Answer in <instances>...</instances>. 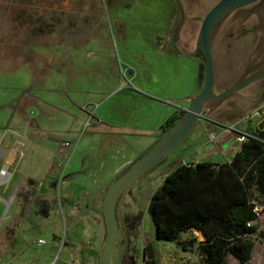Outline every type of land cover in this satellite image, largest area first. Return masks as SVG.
I'll use <instances>...</instances> for the list:
<instances>
[{
	"label": "rangeland",
	"instance_id": "1",
	"mask_svg": "<svg viewBox=\"0 0 264 264\" xmlns=\"http://www.w3.org/2000/svg\"><path fill=\"white\" fill-rule=\"evenodd\" d=\"M218 2L0 0V156L15 140L21 160L12 170L18 167L24 174L43 175L58 155L50 175L58 181L53 205L59 215L53 216L55 224L40 225L35 210L14 212L13 197L8 199L10 207L0 226L3 264H100L108 237L105 198L84 197L83 192L86 187L106 192L157 142L145 132L163 121L166 105L180 107L197 80L203 86L205 63L195 44L206 14ZM222 26L213 33L216 95L249 74L248 63H255L260 54L251 35ZM180 35L175 46L171 39L178 41ZM54 73L58 77L53 78ZM247 91L227 101L210 100L186 141L122 194L116 207L119 234L111 264H146L149 244L158 264L198 262L195 248L184 252L174 243L156 239L149 205L165 177L180 164L195 163V149L213 139L204 130L211 120H232L225 123L231 127L250 115L238 127L246 125L251 133L264 124L261 98L238 101V94ZM78 93L87 100L75 107L72 98ZM179 116L178 121L184 114ZM213 162L222 161L215 157ZM3 170L7 174L0 194L10 179L9 169ZM70 179L74 209L68 213L65 190ZM81 196L83 211L78 205ZM5 208L6 203L1 204L0 220ZM24 214L27 231L10 252L15 257L10 263L3 257L1 231L9 221L14 229L18 227ZM259 225L264 232V214ZM39 237L47 244L39 246ZM192 237L202 236L193 230L181 239ZM228 261L241 264L233 256ZM248 264H264V240L257 241Z\"/></svg>",
	"mask_w": 264,
	"mask_h": 264
},
{
	"label": "trees",
	"instance_id": "2",
	"mask_svg": "<svg viewBox=\"0 0 264 264\" xmlns=\"http://www.w3.org/2000/svg\"><path fill=\"white\" fill-rule=\"evenodd\" d=\"M179 118L171 117L164 130ZM259 206H264V124L230 162L177 166L153 194L149 212L157 240L174 243L184 252L197 250L198 262L187 264H229V256L248 264L257 241L264 240L259 225L264 209ZM193 230L202 241L181 239ZM145 255L146 264H158L151 244Z\"/></svg>",
	"mask_w": 264,
	"mask_h": 264
},
{
	"label": "crops",
	"instance_id": "3",
	"mask_svg": "<svg viewBox=\"0 0 264 264\" xmlns=\"http://www.w3.org/2000/svg\"><path fill=\"white\" fill-rule=\"evenodd\" d=\"M182 55V54H181ZM67 73L66 70L60 73L63 76ZM59 74V75H60ZM57 76L55 73L52 76L55 78ZM51 77V78H52ZM58 77V76H57ZM193 91L187 93L186 95V103L179 104L180 107H173L172 105L168 106L167 110L164 114V119L161 123H159L154 130H149L145 133H150L151 137H155L158 139L159 136L163 133L164 128L166 127L169 119L174 115H179V112L186 111L190 106L193 99L198 95L200 90L202 89L201 81L197 80L195 86L192 87ZM146 96V95H145ZM149 98H154L151 96H147ZM74 106H82L85 100H87L84 95L78 93L74 98ZM262 102H258V105ZM22 104H19V108ZM230 107V106H229ZM18 108V109H19ZM213 123H210L207 127L204 128L205 131H209V137L215 136V139L209 140L204 144L200 145L198 148L195 149V163L198 162H213L215 157H218L219 161L222 162H213V163H227L230 162L234 155L240 150L242 143L247 139L245 136H249L251 131L247 129V126L239 128L238 126L236 129H232L230 126H225L227 122H234L232 120H211ZM229 125V124H228ZM233 125V124H231ZM0 162H2V166L0 168V184L1 181V170L2 168L7 167L9 169L10 179L8 183L2 185V191L0 194V210L1 204L6 203L5 213L3 214L0 220V226L5 219L6 212L10 207V203L6 202L8 199L10 200L13 197V204L12 208L13 211H23L31 212L33 210L36 211L34 216H36L37 222L40 223H48V224H55L53 221V216H58V210L54 208V200L57 194L56 188L58 186V181L55 176L50 175V169L55 161V156L53 160L49 163L48 167L44 171L43 175H37L35 173H22L19 168L12 170V166H16L20 163L21 155H20V147L18 146L15 140H10L5 149L1 151ZM11 167V169H10ZM41 176V177H40ZM4 177V176H3ZM2 177V178H3ZM57 181V182H56ZM13 185V191H11ZM67 189L65 190L66 194V211L68 213L73 211V203L72 198L69 197V193L73 191V185L71 183V179L66 183ZM86 192H84V197L91 196L95 199H99L105 192L96 191L93 187H86ZM69 191V192H68ZM93 191L97 197L91 194ZM61 194V191L58 194ZM79 201V200H78ZM59 206V205H58ZM60 207V206H59ZM62 208V207H61ZM66 213V215H68ZM25 215V214H24ZM4 217V218H3ZM12 217V216H11ZM27 216H22L19 218L20 225L18 227L13 228L12 223H7L5 228L1 231V243H2V253L3 257L10 258V263L15 260V257L10 255V252L13 249H16L19 246V243L24 240V236L26 233V229H23V224L26 222ZM59 219H57V222ZM202 236V235H201ZM41 238V237H39ZM199 241L203 240V237L198 238ZM0 264H3L0 260ZM186 264V263H185Z\"/></svg>",
	"mask_w": 264,
	"mask_h": 264
},
{
	"label": "water",
	"instance_id": "4",
	"mask_svg": "<svg viewBox=\"0 0 264 264\" xmlns=\"http://www.w3.org/2000/svg\"><path fill=\"white\" fill-rule=\"evenodd\" d=\"M258 1L261 0H220L205 16L198 38L199 48L205 63V82L198 95L193 99L190 106L185 111L183 118L170 128L165 129L153 147L102 195L105 198L104 218L108 228V237L100 258V264H111L112 254L119 234L116 207L122 194L140 177L146 174L164 158L174 153L186 141L199 120L203 117L204 107L210 100H224L231 93L264 76V72L259 73L236 84L221 95H216L214 93L215 70L212 44L214 27L216 23L230 11ZM93 196L97 197L98 195L93 194ZM78 205L82 211L85 209L82 196L79 198Z\"/></svg>",
	"mask_w": 264,
	"mask_h": 264
},
{
	"label": "flooded vegetation",
	"instance_id": "5",
	"mask_svg": "<svg viewBox=\"0 0 264 264\" xmlns=\"http://www.w3.org/2000/svg\"><path fill=\"white\" fill-rule=\"evenodd\" d=\"M219 25H223L222 27L225 28L226 31L233 29L236 31L241 30L245 34L248 33L249 35L253 37V45L258 46V48L260 49V54L256 62L248 63L247 65V67L250 69L249 74H247L244 78H242L241 80L233 84L231 87L235 86L236 84L252 76H255L259 73L264 72V0L258 1L248 6L235 9L233 11H230L216 23L213 33L215 32L216 28ZM173 38L174 37H172L171 40L175 44V46L177 42L179 41L181 42V35L180 37H178V41L177 39L175 41ZM6 41H8L11 44L10 40L6 39ZM12 43H15V42H12ZM197 43L195 44V49L197 50V52H201L199 48L200 45H199L198 40H197ZM212 44H213V36H212ZM188 47H189V44L185 42L183 48L186 50ZM215 85H216V82H215ZM231 87H229L228 89H230ZM246 88H248V91L243 96L238 94L237 96L238 101L247 102V101H252L255 98H261L259 102L264 101V76L260 78L259 80L231 93L228 97L224 99V101L229 100L230 98L233 97L232 96L233 94L240 92L241 90H244ZM233 104L235 105V103Z\"/></svg>",
	"mask_w": 264,
	"mask_h": 264
},
{
	"label": "built area",
	"instance_id": "6",
	"mask_svg": "<svg viewBox=\"0 0 264 264\" xmlns=\"http://www.w3.org/2000/svg\"><path fill=\"white\" fill-rule=\"evenodd\" d=\"M93 116V114H91V117ZM250 118V115H248V116H245V117H243L241 120H239L238 122H237V124H235L234 126H232L231 128L232 129H236V127L239 125V124H242V122L244 121V120H248ZM215 139V136L213 135V140ZM6 170H3L2 172H1V175L2 176H5V172ZM6 174H7V172H6ZM59 180H62V177L60 176L59 177ZM37 244L39 245V246H41V245H45V244H47V240L46 239H44V238H38L37 239Z\"/></svg>",
	"mask_w": 264,
	"mask_h": 264
},
{
	"label": "bare ground",
	"instance_id": "7",
	"mask_svg": "<svg viewBox=\"0 0 264 264\" xmlns=\"http://www.w3.org/2000/svg\"><path fill=\"white\" fill-rule=\"evenodd\" d=\"M4 173H5V176H6V171H5ZM2 177H3V176H2ZM2 177H1V181L5 179V177H3V178H2Z\"/></svg>",
	"mask_w": 264,
	"mask_h": 264
}]
</instances>
